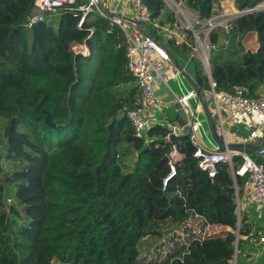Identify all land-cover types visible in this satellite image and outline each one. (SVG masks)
I'll use <instances>...</instances> for the list:
<instances>
[{
  "label": "trees",
  "instance_id": "obj_1",
  "mask_svg": "<svg viewBox=\"0 0 264 264\" xmlns=\"http://www.w3.org/2000/svg\"><path fill=\"white\" fill-rule=\"evenodd\" d=\"M145 1L153 18L149 32L206 97L211 84L193 32L175 25L171 13L163 16L165 0ZM176 1L205 21L223 0ZM86 2L77 0L28 30L33 0H0V117L7 120L0 158L17 164L11 174L0 168L8 182L0 181V194L7 191L22 208H0V264H233L236 249V264L246 263L255 250L251 240L264 233L251 210L241 208L239 220L246 177L235 180L224 163L210 176L199 167L188 133L167 139L168 124L135 135L122 110L137 106L141 90L127 69L124 32L100 15L78 28V7ZM263 2L240 0L241 10ZM166 24L186 41L164 40L160 26ZM73 42L85 44L89 54L74 53ZM210 62L217 94L246 85L256 95L264 86V10L214 29ZM173 146L184 157L164 190ZM131 150L138 154L127 172L119 155ZM234 161L238 167L242 157ZM21 219L26 223L19 225ZM208 225L227 229L203 236ZM149 237L168 242L166 252L142 255ZM6 247L13 262L3 258ZM255 264H264V254Z\"/></svg>",
  "mask_w": 264,
  "mask_h": 264
},
{
  "label": "built area",
  "instance_id": "obj_2",
  "mask_svg": "<svg viewBox=\"0 0 264 264\" xmlns=\"http://www.w3.org/2000/svg\"><path fill=\"white\" fill-rule=\"evenodd\" d=\"M76 2L77 0H33V6L30 8V14L24 26L30 30L35 24L49 20L50 16L56 12L73 8ZM125 2L132 9L136 20L145 27L144 30L135 23H128L121 16L110 14L116 12L127 17L124 12L119 10L120 0L117 1L115 8L104 4V0H87L86 3L78 7L80 19L77 26L82 28L86 19L93 21L100 15L119 25L124 32L127 69L136 79L141 90L137 106L135 108L124 106L122 110L132 122L135 135L143 137L149 127L163 123V118L158 117L157 111L166 102L156 94V86L168 85L170 91L174 94V98L169 104L176 105L179 103L181 105L184 120L173 123L165 118L170 128L167 139L170 140L172 136L188 133L191 142L196 147L194 156L198 159L199 167L202 170L207 171L210 176L214 177L217 173V165L219 163L227 164L235 180L237 176L246 177V188L248 187L252 191V196L257 202L264 204V91L253 95L248 86L240 85L232 94L216 93L210 62V33L221 24V21L215 18L201 21L196 14L197 17H191L180 4H176L173 0L169 2L172 9L175 10V17H177L175 25L191 29L193 32L195 51L202 61L204 72L209 77L211 84L210 94L213 106L210 110L217 120L216 127L219 135L226 144L228 142L255 143L258 146L255 152H242L228 147L221 149L217 146L211 148L202 142L201 136L203 135L205 119L203 120L200 116V113H204V111L196 91L192 86V88L187 86L186 92L178 94L169 86L168 77H175L184 84V76L172 63L169 50L149 32L148 26L153 25V18L148 4L145 0H125ZM238 15H240V12L235 14L231 20L237 18ZM163 28L172 34H177L169 27ZM176 34L174 35L177 42H183V35ZM71 50L76 54H89L88 47L78 42L71 44ZM170 62L171 67L168 66ZM167 71H169L168 77L166 76ZM192 99H197L196 108L192 106ZM204 100L207 101L206 97H204ZM253 154L260 159V162L252 156ZM237 155L242 157V162L238 167L234 161V157ZM182 158L183 154L177 146H173L169 153L170 172L164 179V190L169 180L176 175L177 163ZM236 187L238 190V186ZM238 206L240 211L242 203L239 197ZM212 228L213 225H208L204 229L203 236L216 233L211 230ZM252 242L256 247L264 248V233L257 238H253ZM236 263L237 260L233 259V264ZM52 264H58V261L54 259Z\"/></svg>",
  "mask_w": 264,
  "mask_h": 264
},
{
  "label": "rangeland",
  "instance_id": "obj_3",
  "mask_svg": "<svg viewBox=\"0 0 264 264\" xmlns=\"http://www.w3.org/2000/svg\"><path fill=\"white\" fill-rule=\"evenodd\" d=\"M169 2H170V0H165V7H164V11H163V16L167 17L168 15L172 14L175 17L176 16L175 10L172 9ZM179 4L191 17H197L191 10H189L186 7L185 4H183V3H179ZM227 5L228 6L224 5V2H221V8H217L214 11V15L212 18H215V19H218L221 21V24L218 27H225L226 28L227 23L236 14V13H233L235 11L230 10L229 0L227 1ZM232 7L234 10L237 11V13H239V11L235 8L234 3H232ZM56 13H60V11H58ZM50 18L52 19V17H50ZM160 29H161V32H162L161 34H162V37L164 38V40H167L169 38H176V36L174 34L165 30L162 26H160ZM195 53L197 54V52H195ZM166 76L167 77L169 76V71H167ZM183 83L184 84L181 83V80H177V78H175V77H168V84L174 90L175 93L182 94V93L187 91V89H186L187 86L191 87L189 82L184 77H183ZM156 89H157L156 94L166 102V104H163L162 107L160 108V110L157 111L158 117L163 118V120H162L163 123L166 122L167 119H169L173 123H178L179 121L175 119L176 118L175 117L176 108H175V106L169 104L173 100L174 94L170 91L168 85H165V84H163V87L156 86ZM206 95H207L206 96V100H207L206 103L212 107L213 106V100L211 98L210 92H207ZM191 103H192V106L194 108H196L197 99H192ZM200 116L203 120L205 119V115L203 112L200 113ZM165 118H167V119L165 120ZM204 122H205V126H204V130H203V135L201 136V140L206 146L213 147L211 145V141H210V139H212V138H210V135L208 134L207 122L205 120H204ZM6 124H7V120L3 117H0V155L5 154V127H6ZM137 154H138L137 150H131V151H129V153L127 155H124V154L119 155V157H120L119 161L122 163L123 167L125 168V171L128 172V171H132L134 169ZM16 165L17 164L15 162L7 161L3 157L0 158V168H2L4 170V172H6L8 174H11L16 170ZM0 175L2 178L3 175L2 174H0ZM1 178H0V181L7 182V181H5V174H4V178L3 179H1ZM7 185H8V182H7ZM14 201H15L14 196H11V195H9V193L7 191H4L2 194H0V208H1V210L9 211L11 204H14L19 210H21L22 209L21 206L19 204H15ZM238 215H239V220H240V214H238ZM26 221H27V219H21L19 221V225L25 224ZM226 229L227 228L223 225H213V228L211 230L213 232H219L220 233ZM180 235H182V238L185 239L184 233L182 231H180ZM164 241H165L164 239H156V238H152V237L146 238L145 240H143V243L141 246L142 255L154 257L161 250L164 251V253H165L167 248H168V246L166 245L168 242H164ZM7 250H8V247H6L5 249L4 248L2 249V251H4L3 258L4 259L9 258L13 262L12 258L9 256ZM237 258H238V250L236 249L234 259L237 260ZM58 264H60V263H58Z\"/></svg>",
  "mask_w": 264,
  "mask_h": 264
},
{
  "label": "crops",
  "instance_id": "obj_4",
  "mask_svg": "<svg viewBox=\"0 0 264 264\" xmlns=\"http://www.w3.org/2000/svg\"><path fill=\"white\" fill-rule=\"evenodd\" d=\"M117 1L118 0H104V4H107L109 7H111V8H115V5H116V3H117ZM121 1V5H120V7H119V10L120 11H122V12H124L125 13V15L127 16V19H126V21L128 22V23H130V22H132V23H135V24H137V26L138 27H140L141 29H143L144 30V26L142 25V24H140L139 23V21L138 20H136V18L134 17V13H133V11H132V9L130 8V6L128 5V4H126V2H125V0H120ZM227 1L228 0H223L222 2H224V5H226V6H228L227 5ZM232 3H235V0H233L232 1ZM258 6H260L261 7V10H264V2L262 3V4H260V5H258ZM56 14H59V13H55L54 15H56ZM54 15H52V16H50V17H53ZM175 18H177V17H175ZM50 19V18H49ZM176 20V19H175ZM182 21H184V20H182ZM162 27H169L170 29H173L175 32H177V34L178 35H183V37H184V41H186V39H185V35H184V33H181V30H179V29H177V28H175V27H171L169 24H166V25H163ZM181 28H183L182 26H180ZM184 29H187V28H184ZM188 30H191V29H188ZM192 31V30H191ZM173 34H176V33H173ZM176 34V35H177ZM194 36V35H193ZM177 39V38H176ZM183 41V42H184ZM257 46H256V44H255V48H256ZM196 52V51H195ZM197 57H198V55H197ZM199 58V57H198ZM212 65V64H211ZM168 66H172V64H171V62L169 63V65ZM177 68V67H176ZM185 68V67H184ZM185 78V77H184ZM264 91V86H262V87H260L259 89H258V91H257V93H261V92H263ZM173 106H175L174 104H173ZM203 107V106H202ZM209 107H211V106H209ZM175 108H176V106H175ZM212 108V107H211ZM204 111V110H203ZM204 115H205V113H204ZM212 115H213V113H212ZM175 119L176 120H178L179 119V117H181L180 115H179V112H178V109L176 108V115H175ZM214 117V120H215V123H216V118H215V116H213ZM181 120L183 121L184 120V116L183 117H181ZM168 121H170L169 119H168ZM179 121V120H178ZM205 121H206V118H205ZM207 122V121H206ZM164 124H168L167 122H164ZM208 125V124H207ZM208 134L210 135V138H212V135H211V133H210V130H209V127H208ZM263 134H264V132H263ZM210 141H211V145L213 146V147H211V148H214L215 146H217V147H219L218 145H217V143L214 141V139L212 138V139H210ZM183 157H184V155H183ZM231 174H232V172H231ZM233 176V175H232ZM234 178V177H233ZM235 179V178H234ZM238 201V200H237ZM241 203H242V209H244V210H247L248 212L251 210L252 212H253V214H255L256 216H257V218L258 219H261V221H262V224L264 225V204H261V203H259V202H257L255 199H254V196H252V191L247 187L246 189H245V195H244V199L242 200V201H240ZM240 208V209H241ZM239 213H240V211H239ZM253 240V239H252ZM252 240H251V244H252V247H254L255 248V250L254 251H251L250 253V257L247 259V262L246 263H244V264H255V262L256 261H258L259 260V258L261 257V255L262 254H264V248H262V247H256L254 244H253V242H252Z\"/></svg>",
  "mask_w": 264,
  "mask_h": 264
},
{
  "label": "water",
  "instance_id": "obj_5",
  "mask_svg": "<svg viewBox=\"0 0 264 264\" xmlns=\"http://www.w3.org/2000/svg\"><path fill=\"white\" fill-rule=\"evenodd\" d=\"M176 4H179L176 0H173ZM235 8L240 12L239 16H242L244 14H247L249 12H253V11H258L261 10L260 6H257L255 8L252 9H246L244 11L241 10V5H240V0H235ZM33 6V4L31 5V7ZM30 7V8H31ZM110 14L115 15V16H121L125 19H127V17L123 16L120 13H116V12H111ZM170 52V51H169ZM170 56H171V60L172 63L174 64L175 67H177L181 73L183 74V76L185 77V79L189 82V84L194 88V90L196 91L202 106H203V110L205 113V118L210 130V133L212 135V138L214 139V141L217 143V145L219 146V148L221 149H225L226 147H228L229 149L232 150H237V151H242V152H255V150L258 148V146L255 143H241V142H228L226 144V142L222 139V137L219 135L217 127H216V123L214 120V117L212 115V112L210 110L209 105L206 103V101L204 100L205 94L204 92L201 90L200 86L197 84V82L193 79V77L188 73V71L183 67V65H181V63L179 62V60L175 57V55L173 53L170 52ZM176 108L178 109L179 115L181 117L184 116V112L181 109V105L179 103H177ZM239 206L237 207V212L239 213Z\"/></svg>",
  "mask_w": 264,
  "mask_h": 264
},
{
  "label": "bare ground",
  "instance_id": "obj_6",
  "mask_svg": "<svg viewBox=\"0 0 264 264\" xmlns=\"http://www.w3.org/2000/svg\"><path fill=\"white\" fill-rule=\"evenodd\" d=\"M233 13H236L237 14V11L233 12Z\"/></svg>",
  "mask_w": 264,
  "mask_h": 264
}]
</instances>
